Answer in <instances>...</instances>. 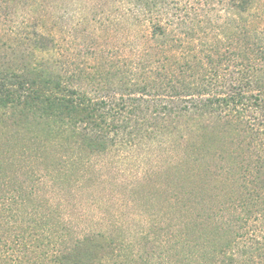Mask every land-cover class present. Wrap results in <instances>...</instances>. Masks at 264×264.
<instances>
[{
    "label": "trees",
    "instance_id": "trees-1",
    "mask_svg": "<svg viewBox=\"0 0 264 264\" xmlns=\"http://www.w3.org/2000/svg\"><path fill=\"white\" fill-rule=\"evenodd\" d=\"M117 2L134 54L93 47L66 63L52 59L46 20L1 25L16 10L0 0V264H105L113 245L127 248L122 229L74 234L38 182L78 181L91 158L183 125L179 158L157 174L167 251L180 264H239L229 251L249 222L264 251V0ZM137 237L131 250L149 239Z\"/></svg>",
    "mask_w": 264,
    "mask_h": 264
},
{
    "label": "rangeland",
    "instance_id": "rangeland-1",
    "mask_svg": "<svg viewBox=\"0 0 264 264\" xmlns=\"http://www.w3.org/2000/svg\"><path fill=\"white\" fill-rule=\"evenodd\" d=\"M33 2L10 0L16 15L11 14L1 25L11 26L12 21H22V17L46 20L47 28L59 40L60 53L54 54V60L68 63L72 58L75 63H82L93 47L111 57L132 56L136 50L138 39L134 38L129 23L119 17L121 9L117 0H42L40 7ZM186 128L183 125L173 130L170 137L159 134L151 140L139 133L134 142L118 144L106 154L91 158L78 181L54 183L50 177L40 178L36 187L38 198L58 208L72 232L79 236L97 230L122 229L130 246L135 238L138 241V234L147 233L149 239L141 240L140 250L113 245L105 264H180L177 252H168L164 242L163 232L171 214L166 199L163 201V183L157 174L179 158L180 138L187 134ZM149 208L154 210L156 228H163L156 232L157 236L147 229ZM242 228V238L238 239L239 243L236 238L233 240L229 254L240 258L239 264H264V251L258 250L263 235L261 226L249 222ZM95 246L90 244L86 250L94 251Z\"/></svg>",
    "mask_w": 264,
    "mask_h": 264
}]
</instances>
